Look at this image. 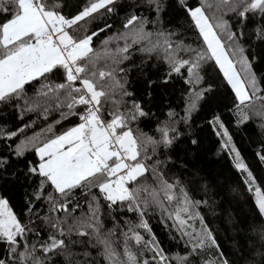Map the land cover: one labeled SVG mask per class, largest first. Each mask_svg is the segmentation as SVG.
<instances>
[{
	"label": "snow or ice",
	"instance_id": "1",
	"mask_svg": "<svg viewBox=\"0 0 264 264\" xmlns=\"http://www.w3.org/2000/svg\"><path fill=\"white\" fill-rule=\"evenodd\" d=\"M0 264H264V0H0Z\"/></svg>",
	"mask_w": 264,
	"mask_h": 264
},
{
	"label": "trees",
	"instance_id": "2",
	"mask_svg": "<svg viewBox=\"0 0 264 264\" xmlns=\"http://www.w3.org/2000/svg\"><path fill=\"white\" fill-rule=\"evenodd\" d=\"M248 156H249V159L252 158V157H251V149H249V151H248ZM211 163H212V165L215 166V167H220V166L226 164V162H225L224 160H220L219 163H216L215 157L212 158ZM157 231H160L159 227H157Z\"/></svg>",
	"mask_w": 264,
	"mask_h": 264
}]
</instances>
